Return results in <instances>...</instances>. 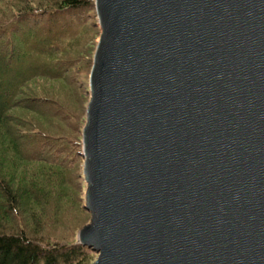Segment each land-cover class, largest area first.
<instances>
[{
    "label": "water",
    "instance_id": "water-1",
    "mask_svg": "<svg viewBox=\"0 0 264 264\" xmlns=\"http://www.w3.org/2000/svg\"><path fill=\"white\" fill-rule=\"evenodd\" d=\"M95 8L92 264H264V0Z\"/></svg>",
    "mask_w": 264,
    "mask_h": 264
},
{
    "label": "trees",
    "instance_id": "trees-1",
    "mask_svg": "<svg viewBox=\"0 0 264 264\" xmlns=\"http://www.w3.org/2000/svg\"><path fill=\"white\" fill-rule=\"evenodd\" d=\"M2 1L5 6L6 3L16 6V10L7 23H0V148L3 149L0 151V162L13 165L14 159L17 158L25 164L37 167V172L26 179L23 177L24 174L19 177L16 173L7 171L5 166L0 168V264H83L88 251L92 249L78 242V229L88 224L87 221L84 220L76 225H67L63 222L59 225L58 232L48 233L46 231L48 227L41 219L38 223L28 222L25 216L26 211H24L30 207H26L28 201L33 203L30 207L32 209L34 205L37 208H45L52 204L57 195L61 194L57 187V180L53 181L50 187L49 182L44 183L47 173L41 179L35 175L41 170L38 166L48 165L49 167H43L52 172L51 169H54L52 165L56 166L55 162L62 164L63 158L61 156L62 159L57 158L59 153L63 152L64 145L61 144V139H54L36 127V129H29V123L22 122L17 115H13L12 111L24 107L36 111L34 101L31 99L24 101L18 96L21 94L23 84L41 72L37 59L42 54L30 55L28 49L17 44L18 38L25 40L26 32L35 29L36 24L42 18L46 19L44 27L50 30L47 33L68 34L70 30L76 28V21L82 20L81 18L84 17L82 15L84 11H88V7L92 6L96 13L95 0ZM56 39V44L45 45L48 50L43 51L45 54L52 53L55 49L63 53L66 51L67 45H59L63 42L59 41L58 37ZM95 48L89 59V69L93 65ZM44 67V64L41 65V68L44 69ZM89 86L88 84L86 91L90 98ZM28 101L31 103L27 104ZM86 108L87 106H85V111ZM20 124H22L21 127ZM26 124L27 126L24 127ZM85 124L86 119L83 124H79L80 133ZM79 141L80 149L77 153L84 161L83 139ZM82 172L83 168H81V174ZM53 174L54 172L50 176L52 177ZM50 176L47 175L46 180ZM80 177L84 180L83 175ZM84 201L85 194L81 207L76 209L83 215L87 212L91 220V214L86 210ZM59 206L61 205H55L56 208L52 215L58 209L63 208ZM30 208L27 210L29 213L32 211ZM65 212L66 216L69 212L68 207H65ZM33 213L37 215L35 210ZM45 217L50 218L51 215L47 213ZM61 220H57V223Z\"/></svg>",
    "mask_w": 264,
    "mask_h": 264
},
{
    "label": "rangeland",
    "instance_id": "rangeland-1",
    "mask_svg": "<svg viewBox=\"0 0 264 264\" xmlns=\"http://www.w3.org/2000/svg\"><path fill=\"white\" fill-rule=\"evenodd\" d=\"M88 11H84V17L77 20L76 28L70 30L68 34H49L44 26L45 18L39 20L36 24V28L29 30L25 34V40H19L18 45H22L24 49H28L30 55L42 54L38 57L37 62L40 63L39 72L36 76H33L27 80L20 90L21 94L19 99L24 101L32 100L36 108L35 110H29L26 107L14 109L13 115H17L22 122L29 123V129H40L42 133L53 137L54 139H61L63 144V152L59 153L57 159H62V164L56 163L51 169L54 172L51 177L49 172L43 166L49 167L43 164L41 169L35 176L41 179L45 173L44 183H51L57 180V187L60 189L61 194L57 195L52 204L45 208H37L32 202L28 201L26 207L32 209L25 212L28 222H40L47 225L48 233L58 232L59 225L66 222L67 225H76L87 221L90 223L88 213L81 214L78 207H81L84 194L86 192V185L80 175H84V171L81 174V168H83L84 161L78 155L77 151L80 149V141L82 139V132L80 133V123H84L86 119L85 106L87 101L90 100L87 94V85L89 84V78L91 69H89V59L92 54V50L97 46V42L100 37L98 16L92 6L88 7ZM16 6H12L0 0V23H7L9 18L14 14ZM80 21V23H78ZM33 24V23H30ZM95 24V25H93ZM89 25V28L87 26ZM28 30V29H27ZM99 32V33H98ZM63 42L59 45H67L66 51L63 53L55 49L52 53L45 54L43 51H48L45 45L57 43V39ZM40 45V47L38 46ZM33 49V50H32ZM96 49V48H95ZM22 51V50H21ZM45 55V56H44ZM50 55V57H47ZM63 64H59L62 63ZM45 65L44 69L41 65ZM65 64V65H64ZM90 89V86H89ZM36 100V101H35ZM31 102L28 101L27 104ZM89 103V101H88ZM20 127L22 124L19 125ZM27 126L24 125V127ZM36 127V128H35ZM22 129V128H21ZM26 130V129H24ZM30 131V130H29ZM38 131V130H37ZM0 151L3 149L0 148ZM6 154V153H5ZM62 158H61V157ZM6 158H8L6 156ZM5 166L7 171L16 173L19 177L23 175L26 179L30 178L37 172V167L25 164L22 160L14 159L13 165H7L4 162H0V168ZM3 170V169H2ZM4 171V170H3ZM47 175L50 176L48 180ZM82 199V200H80ZM55 205H61L62 209L55 210ZM65 207L69 208V212L65 216ZM33 210L37 212V215L33 213ZM77 211V212H76ZM50 214V218H46V214ZM62 219L57 223V220ZM20 224V222L18 221ZM87 225V224H86ZM41 229L43 227L41 226ZM82 229V228H81ZM80 231V229H78ZM98 254L89 250L86 260L83 264H92L97 260Z\"/></svg>",
    "mask_w": 264,
    "mask_h": 264
}]
</instances>
